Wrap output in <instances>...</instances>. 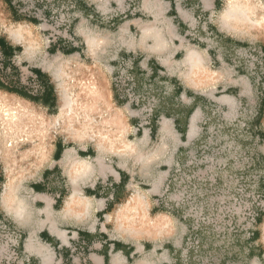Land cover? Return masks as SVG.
Listing matches in <instances>:
<instances>
[{
    "label": "rangeland",
    "instance_id": "374dc122",
    "mask_svg": "<svg viewBox=\"0 0 264 264\" xmlns=\"http://www.w3.org/2000/svg\"><path fill=\"white\" fill-rule=\"evenodd\" d=\"M189 2L199 8L198 0ZM216 5L214 15L199 16L202 26L190 40L199 52L194 60L201 70L193 69L188 75L202 93L188 91L186 98H176L178 83L169 75L167 55L154 80L132 70L130 91L138 102L119 110L113 97L103 105L79 84L81 76L91 73L107 88L106 77L97 74L106 65L117 67V46L105 48L93 60H64L52 47L58 38L70 42L67 38L78 14L72 0H0V40L20 48L14 56L18 70L0 64V76L39 94L41 87L32 70H46L58 103L65 95L72 106L54 117L38 104L24 103L23 107L12 103L24 101L0 90V184L39 178L49 138L55 134L65 131L75 142L81 136L83 146L93 137V145L100 149L130 150L133 185L129 198L139 195L149 221L163 219L157 226L145 228L132 220L129 210L118 217L115 224H121L117 229L128 235L124 238L142 245L131 264L264 263L256 255L261 251L264 256V0H217ZM231 5L240 14L225 18ZM93 24L102 36L114 27L107 20H93ZM82 48L84 56L87 53ZM177 57L182 60L183 54ZM181 71H186L185 63ZM194 97L200 105L199 131L177 156L172 151L158 155L159 145L164 150L175 144L171 139L158 140V134L148 143L139 139L135 133L139 119L150 122L155 113L156 121L163 115L184 116ZM4 108L8 110L3 112ZM8 113L15 115L13 120ZM21 123L24 127L18 130L5 128ZM139 150L144 152L143 161L137 155ZM157 183L160 188L155 191Z\"/></svg>",
    "mask_w": 264,
    "mask_h": 264
},
{
    "label": "crops",
    "instance_id": "0c3cea01",
    "mask_svg": "<svg viewBox=\"0 0 264 264\" xmlns=\"http://www.w3.org/2000/svg\"><path fill=\"white\" fill-rule=\"evenodd\" d=\"M72 1L77 8V20H74L67 38L70 42L58 38L52 45L58 57L64 60H93L100 51L112 46L118 47L114 52L120 55L116 56L117 67L106 65L105 70L97 74L106 77L107 88L91 73L81 76L93 78L94 85L90 88L93 100L107 105L109 97H113L119 110L131 108L133 103L138 102V97L132 95L134 91H130L131 84H134L132 70L136 68L142 75L154 80L159 77L167 55L170 61L169 75L175 77L178 83L176 98H186L188 91L202 93L195 88L193 79L188 75V71L193 69L201 70L199 62L194 60L199 52L197 54L191 47L194 44L190 40L202 26L199 16L214 15L217 0H198L200 4L196 9L190 0H138L136 4L133 0ZM93 20H107L114 27L105 30L102 36ZM30 23L33 26L37 24L35 21ZM207 29L212 27L207 26ZM5 43L13 49L9 48V54L5 56L0 47L1 67L18 70L14 60L18 52L15 47L18 46L7 41ZM68 43L77 45V49L70 48ZM82 45L87 53L84 56ZM130 51L137 53L134 56L133 53L129 54ZM180 54H183L182 60L177 59ZM183 62L186 66L184 72L181 71ZM45 71L36 68L32 73L40 84L39 94L49 93L46 101H43L45 96L32 99L39 94L1 76L5 87H0V90L17 96L26 104H38L47 111V115L56 117L60 114V106H65V95L59 104L55 85ZM183 81L185 87L182 86ZM188 103L189 110L184 116L178 113L170 117L163 115L156 121L158 116L155 113L150 122L138 118L135 133L147 143L156 134L158 140L171 139L175 144H168L164 150L159 145L158 155L172 151V156H177L182 146L191 144L199 131L200 105L195 97L189 99ZM69 107L72 106L69 104ZM148 123L150 126L145 128ZM261 131L264 140V130ZM67 135L64 131L49 138L52 140L48 144L39 178L0 184V218L8 224L15 242L14 246L1 242L0 264H131L140 253L142 245L125 239L128 235L117 229L121 224H115L131 204L143 210L139 195L129 200L133 185L129 168L130 150L100 149L93 145V137L83 146L81 136L75 142V139L69 140ZM137 155L143 161L144 152L139 150ZM160 183L154 185L155 191L160 188ZM143 214H146L144 210ZM136 218L137 223L145 228L155 227L163 220L160 217L144 224L139 213ZM256 255L264 260L263 252Z\"/></svg>",
    "mask_w": 264,
    "mask_h": 264
},
{
    "label": "bare ground",
    "instance_id": "6f19581e",
    "mask_svg": "<svg viewBox=\"0 0 264 264\" xmlns=\"http://www.w3.org/2000/svg\"><path fill=\"white\" fill-rule=\"evenodd\" d=\"M257 5V4H256ZM225 15V18H232L233 16H236V15H238V14H240V11H239V9L236 7V8H234V6H229L227 9H226V11H225V13H224ZM245 16V15H244ZM193 63V62H192ZM191 64V63H190ZM196 64V63H195ZM193 65V64H192ZM194 66V65H193ZM195 67V66H194ZM79 84H80V88L83 90V91H85V90H90V88H91V86H93L94 85V82H93V78L92 77H87V76H85V77H83V78H80L79 79ZM63 102H64V104L63 105H65V106H60V113H62V112H64V110H66L67 109V107L69 106V104H70V100L65 96V99L63 98ZM12 103H18L19 105L21 104L23 107H26V105L24 104V102H22V101H20V100H16V101H13ZM17 104V105H18ZM8 109L7 108H4L3 109V112H6ZM28 111L29 110H26V115L27 116H29L30 114L28 113ZM9 115H10V113H8ZM7 114V115H8ZM6 115V116H7ZM8 115V118L10 119V120H13L14 118L13 117H15V115L13 114H11L10 116ZM25 117V116H24ZM21 125H22V123H21ZM13 126H17V124H13ZM23 128L24 126L22 125V126H20V127H5L8 131L9 130H18V129H20V128ZM9 190V189H8ZM137 195L138 194H134V195H132L131 196V198L129 199V200H131L132 201V199L133 198H136L137 197ZM126 210H129L130 212H131V215L130 216H132V220L133 221H137V218H136V216H137V214L139 213V216H141V219H142V222L144 223V224H148L149 223V220L147 219V216H146V214L144 215L143 214V210L141 209V208H139L137 205H134V204H131ZM133 212V213H132ZM134 213H135V215H134ZM262 231H263V236H264V220H263V222H262ZM144 263V262H143ZM142 263V264H143ZM141 264V263H140Z\"/></svg>",
    "mask_w": 264,
    "mask_h": 264
},
{
    "label": "built area",
    "instance_id": "2783aa9c",
    "mask_svg": "<svg viewBox=\"0 0 264 264\" xmlns=\"http://www.w3.org/2000/svg\"><path fill=\"white\" fill-rule=\"evenodd\" d=\"M13 232L8 227V224L0 218V244L3 242L5 245L14 246V238L12 237Z\"/></svg>",
    "mask_w": 264,
    "mask_h": 264
},
{
    "label": "trees",
    "instance_id": "16d2710c",
    "mask_svg": "<svg viewBox=\"0 0 264 264\" xmlns=\"http://www.w3.org/2000/svg\"><path fill=\"white\" fill-rule=\"evenodd\" d=\"M0 47H2L3 48V54L6 56L7 54H9V52H8V50H9V48H10V50H12L13 48L11 47V46H9V45H6V43H5V41L4 40H0ZM15 49L16 50H19L20 48L19 47H15ZM35 72H39L38 70H34ZM0 87H5L3 84H2V82H1V80H0ZM7 89H9V90H12V91H21V90H14L13 88H7ZM21 95H23V96H25L26 94L24 93V92H19ZM40 95V96H39ZM39 95H35V98H32V99H39V97H44L45 96V98H44V100L43 101H46L48 98H47V96L49 97V93H42V94H39ZM42 101V100H41ZM263 134V133H262ZM262 137L264 138V134L262 135ZM254 235H256V233L255 232H253V237H254ZM257 236H255V238H256Z\"/></svg>",
    "mask_w": 264,
    "mask_h": 264
}]
</instances>
